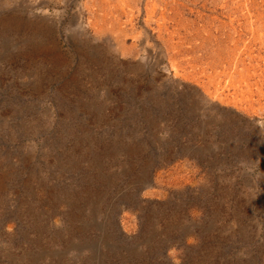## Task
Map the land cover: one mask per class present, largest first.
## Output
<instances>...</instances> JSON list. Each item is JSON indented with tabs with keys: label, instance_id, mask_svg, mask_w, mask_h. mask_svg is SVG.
Here are the masks:
<instances>
[{
	"label": "rangeland",
	"instance_id": "1",
	"mask_svg": "<svg viewBox=\"0 0 264 264\" xmlns=\"http://www.w3.org/2000/svg\"><path fill=\"white\" fill-rule=\"evenodd\" d=\"M0 264H264V0H0Z\"/></svg>",
	"mask_w": 264,
	"mask_h": 264
}]
</instances>
